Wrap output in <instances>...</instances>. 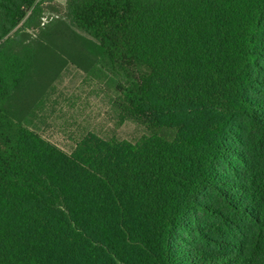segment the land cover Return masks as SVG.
Listing matches in <instances>:
<instances>
[{
	"label": "trees",
	"instance_id": "16d2710c",
	"mask_svg": "<svg viewBox=\"0 0 264 264\" xmlns=\"http://www.w3.org/2000/svg\"><path fill=\"white\" fill-rule=\"evenodd\" d=\"M51 1L0 0V264H264V0ZM67 63L143 134L31 129Z\"/></svg>",
	"mask_w": 264,
	"mask_h": 264
},
{
	"label": "rangeland",
	"instance_id": "374dc122",
	"mask_svg": "<svg viewBox=\"0 0 264 264\" xmlns=\"http://www.w3.org/2000/svg\"><path fill=\"white\" fill-rule=\"evenodd\" d=\"M46 4L62 13L65 0ZM117 102L118 96L108 80L67 63L49 85L30 128L65 153H70L89 134L103 140L132 142L143 134L144 128L123 118Z\"/></svg>",
	"mask_w": 264,
	"mask_h": 264
}]
</instances>
